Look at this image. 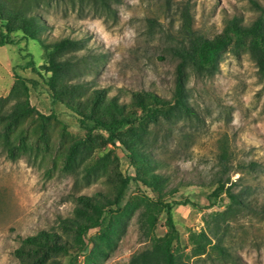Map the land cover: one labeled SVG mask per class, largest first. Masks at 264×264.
<instances>
[{"label":"rangeland","instance_id":"1","mask_svg":"<svg viewBox=\"0 0 264 264\" xmlns=\"http://www.w3.org/2000/svg\"><path fill=\"white\" fill-rule=\"evenodd\" d=\"M255 1L264 6V0ZM185 7L192 31L210 39L233 17L251 25L262 13L252 0H122L110 11L87 0H64L41 3L36 11L46 24V41L86 39V48L66 55L80 60L71 80L85 88L75 97L85 101L101 91L105 99L95 112L109 114V101L130 104L134 92L172 97L173 47L184 36ZM250 42L221 52L211 76L187 67L192 114L150 120L121 135L153 155V166L138 169L102 132L80 127L63 104L56 106L59 119L46 121L36 112L15 116L13 107L26 94L37 112L51 113L50 88L25 68L29 53L37 65L44 63L43 49L35 40L0 46V264H129L142 250L159 254L167 236L165 212L158 213L154 226H143L148 198H157L151 188L132 186L122 209L108 212L127 175L154 171L166 177L164 201L182 202L174 210L177 264H235V258L264 264V80ZM16 75L37 86L25 85ZM75 143L79 150L69 168L67 156ZM224 144L232 156L239 205L226 193L212 196ZM251 161L256 162L253 169L247 165ZM101 219L100 226H93ZM86 225L89 230L82 234ZM40 231L52 233V242L68 243L69 252H45L23 243Z\"/></svg>","mask_w":264,"mask_h":264},{"label":"trees","instance_id":"2","mask_svg":"<svg viewBox=\"0 0 264 264\" xmlns=\"http://www.w3.org/2000/svg\"><path fill=\"white\" fill-rule=\"evenodd\" d=\"M64 0H9L0 1V46L16 45L21 41L35 40L39 42L43 49L44 63L37 65L34 57L29 53V60L25 68L31 69L40 76L50 88L51 92V113L48 115L39 113L30 104L29 95L16 103L13 107V114L21 117L36 112L38 117L49 121L59 119L56 110L57 104H63L74 115L80 127L88 132L100 131L106 139L122 149L135 168L139 166H153V155L149 150L143 148L137 142H130L122 138V134L136 125L146 123L147 121H159L161 118L172 120L183 115H190L194 108L190 105L185 89V74L188 66H192L198 73L208 76L213 75L219 68V57L221 52L226 50L230 45L239 49L250 39V48L254 55L258 57L259 73L264 80V6L257 1L252 0L254 5L262 11L251 25H244L233 17L224 31L215 38L210 39L201 35H196L191 28L192 15L188 7L184 8V36L178 40L173 47V53L177 57L175 87L173 95L170 98L163 97L152 91L134 92L130 104H121L117 99L109 101L107 113L99 114L95 112V107L105 99L103 92L95 91L90 97L82 101L80 97H75L80 91L84 90L85 85L81 81L72 82L71 77L77 71L80 60L66 57L67 54L77 52L86 48L85 38H73L70 36L62 37L54 41H46L43 33L46 24L36 11L41 3H52ZM74 1V0H69ZM83 1V0H79ZM94 3L104 11H110L112 5L121 3L122 0H87ZM21 34L19 39L15 38L16 34ZM85 59V58H81ZM16 78L22 83L37 86L33 79H26L16 75ZM28 90V86H26ZM70 94V96H68ZM67 127L68 124L64 123ZM79 144L75 143L71 147L67 156V167H72L74 154L78 152ZM232 161L231 153L226 144L222 145L219 154V169L214 174L212 196L219 197L226 193L232 204H242L238 194L233 191L231 180L230 165ZM248 167L255 168L256 162L251 161ZM245 167V166H244ZM166 177L154 171L142 176L127 175L119 188L118 195L113 203L108 204L109 213H114L117 209L121 210L125 203L132 186H146L156 193V200L148 198L149 204L144 207L142 216L144 217V227L149 228L156 224L158 213L165 212L167 236L161 244V252L145 249L132 255L129 264H177L173 254V242L177 239L178 230L175 220V205L182 202H167L163 199V184ZM178 188H173L176 191ZM185 203V202H184ZM107 206V207H108ZM106 207V208H107ZM100 212L103 209L100 208ZM95 221L93 226H100L101 222ZM89 226L83 227L81 233L86 234ZM53 234L47 231H40L35 235L27 236L22 239L27 246L50 251L69 252L68 243L52 242ZM155 250V249H154ZM235 264H242L239 259H234Z\"/></svg>","mask_w":264,"mask_h":264}]
</instances>
